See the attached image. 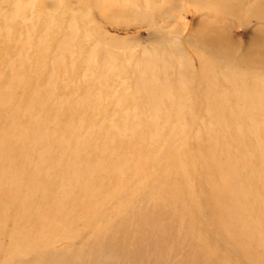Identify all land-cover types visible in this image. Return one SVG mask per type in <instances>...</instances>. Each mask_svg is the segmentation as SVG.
<instances>
[{
	"label": "rangeland",
	"instance_id": "obj_1",
	"mask_svg": "<svg viewBox=\"0 0 264 264\" xmlns=\"http://www.w3.org/2000/svg\"><path fill=\"white\" fill-rule=\"evenodd\" d=\"M0 264H264V0H0Z\"/></svg>",
	"mask_w": 264,
	"mask_h": 264
}]
</instances>
